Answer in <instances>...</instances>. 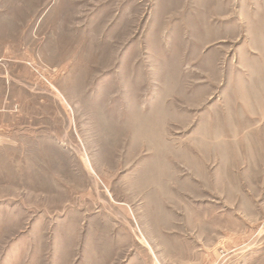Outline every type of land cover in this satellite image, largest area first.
Wrapping results in <instances>:
<instances>
[{"label":"rangeland","instance_id":"1","mask_svg":"<svg viewBox=\"0 0 264 264\" xmlns=\"http://www.w3.org/2000/svg\"><path fill=\"white\" fill-rule=\"evenodd\" d=\"M0 264H264V0H0Z\"/></svg>","mask_w":264,"mask_h":264}]
</instances>
